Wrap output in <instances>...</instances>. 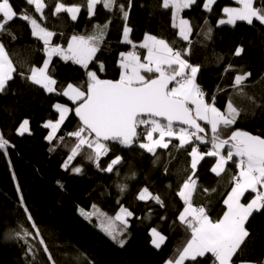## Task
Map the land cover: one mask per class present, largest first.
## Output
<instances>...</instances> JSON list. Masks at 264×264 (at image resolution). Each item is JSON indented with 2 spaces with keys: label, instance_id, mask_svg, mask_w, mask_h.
I'll return each instance as SVG.
<instances>
[{
  "label": "trees",
  "instance_id": "obj_1",
  "mask_svg": "<svg viewBox=\"0 0 264 264\" xmlns=\"http://www.w3.org/2000/svg\"><path fill=\"white\" fill-rule=\"evenodd\" d=\"M57 2L45 0L46 19H42L35 6L29 5L27 0H10L18 14L26 12L42 26L56 32L52 43L62 47L67 46L72 35L91 34L94 25L111 21L104 43L88 67L96 71L101 79L118 80L122 71L119 67L120 54L132 48L122 42L125 21L118 8L109 11L103 4H97L95 14L89 17L84 7L85 0H62L67 5L81 6L77 20L73 21L67 13L52 15ZM128 3L129 0H117V5L123 4L125 10ZM204 3L205 0H196L194 5L181 13L192 27L190 55L185 58L190 64L200 66L196 80L206 93V100L215 96L216 106L221 111L226 110L229 99L235 107L242 109L234 129L264 138V25L254 19L253 25L238 21L234 27L227 24L217 26L218 19L224 18L222 9L238 4L235 0H216L211 5L212 11L208 12L203 7ZM161 4L162 0H131V11L126 22L132 29L130 39L139 45L145 34H151L170 44L175 42L173 47L176 49L187 48L188 42L183 41L178 36V29L172 27V9H163ZM254 6H260L259 0ZM205 20L208 21L207 25ZM209 25L212 28L211 39L205 36ZM6 27L15 39L5 33L0 36V42L4 43L17 73H27L29 67L43 65L47 58L44 45L31 34L30 24L18 16ZM238 47L244 49L240 56L235 55ZM137 48L141 60H144L145 49ZM98 62L104 66L102 72ZM228 65L232 66L231 69H228ZM17 73L8 82L5 93L0 94V132L14 145L7 149V155L0 152V264H53V261L55 264H165L169 259H176L177 250L182 249L190 238L178 220L184 204L177 193L191 173L188 153L192 145L177 150L174 145L179 141L169 138V147L156 148V155H153L135 143L126 147L117 142H106L109 151L101 156L99 168L82 153L65 171L62 165L76 143V138L67 133L80 127L74 111L77 105L63 95L48 93ZM244 73H251L242 85L247 96L238 94V89L233 87L235 76ZM50 75L57 81L55 87L58 91L69 83L84 85L82 90L86 89L85 70L71 61L65 62L54 56ZM247 97H252L254 102ZM57 103L73 111L68 113L56 133L57 139L49 142L45 138L50 129L43 125L49 120L59 119L54 107ZM25 119L29 121L31 134L21 136L17 134V129ZM138 131L142 132L143 128ZM60 136L64 137L63 141L58 139ZM209 148L207 144L199 145L203 153ZM116 156L121 157V161L113 167V172L102 171ZM216 159L205 155L199 161L194 177L197 189L192 194L194 206H205L214 221L226 211L223 201L233 186L230 179L238 174L235 164L230 161L225 172L216 176L211 171ZM73 167H81L82 172L73 173ZM119 185H127V189L121 192ZM145 187L161 198L163 207L151 199H137ZM203 189L208 191L204 192ZM20 195L39 229L40 237H36V229L31 228L25 217ZM252 197L254 194L246 193L242 201L247 202ZM93 205L99 212L89 222L79 214L78 208L90 212ZM121 206L134 214L128 218L127 230L121 237L127 241L123 247L97 227L100 213L107 214V217L114 216ZM8 218H15L18 224L9 223L7 231H13V228L18 231L19 225H23L32 234L28 237V244L18 238L11 242L4 241L6 230L3 223ZM120 227L122 225L117 228ZM245 227L249 236L233 256L232 263L264 264V209L254 211ZM152 228L167 237L160 249L151 243ZM40 238H43L51 254V261L43 250L44 245L39 243ZM29 244L33 246L32 252L28 251ZM197 261L199 264H213L210 254L204 258L198 257ZM185 264L197 262L185 261Z\"/></svg>",
  "mask_w": 264,
  "mask_h": 264
},
{
  "label": "snow or ice",
  "instance_id": "obj_2",
  "mask_svg": "<svg viewBox=\"0 0 264 264\" xmlns=\"http://www.w3.org/2000/svg\"><path fill=\"white\" fill-rule=\"evenodd\" d=\"M235 2L239 5L238 7L226 6L222 9L224 18L218 19L217 26L227 24L234 27L238 21L253 25L254 19L264 25V0H259V7L254 6L257 0H235ZM27 3L34 5L35 11L42 19H46L45 0H27ZM195 3L196 0H162L163 9H172V27L178 29V36L183 41L188 42V47L181 50L173 47L175 42L170 44L167 40L151 34H145L144 41L139 45L133 42L130 39L132 29L126 23L131 11V0L127 10L123 4L117 5V0H85L84 7L89 17L95 14L97 4H103V7L109 11L118 8L125 21L122 42L131 45L132 51L120 54L121 75L118 80L113 81L101 79L96 71H91L88 67L104 43L106 29L111 21L104 25H94L91 34L72 35L67 47H62L60 44L52 43L53 37L57 35L56 32L42 26L36 18L26 12L18 14L10 0H0V36L7 33L15 39L6 26L19 16L30 24L31 34L42 41L47 57L42 67L32 66L28 68L27 73L23 71L17 73V68L9 57L4 43L0 42V94L5 93L8 82L14 78L13 74L17 73L48 93L55 92L63 95L77 105L74 111L79 118L80 127L76 131L67 133L68 136L76 138V143L62 165L65 171L69 170L71 162L82 153L99 168L101 156L107 155L109 151L106 142H117L126 147H131L135 143L153 155H156V148L169 147L171 139L166 141V137L179 141L177 145H174L177 150L186 145H192L188 153L191 157V173L177 193L184 204L178 220L190 238L182 249L177 250V258L167 260L166 264H185V261H196L199 264L197 258H204L206 254H210L213 264H232L233 256L244 243L245 238L249 236L245 227L246 223L254 211L259 212L264 209V138L234 129L233 126L241 115L242 109L235 107L231 99L226 104L225 111L215 106V96L210 97L209 100L205 99L206 93L196 80L200 66L190 64L185 58L190 55L192 27L189 20L184 19L181 13ZM215 3L216 0H205L203 7L211 12V5ZM80 11V5H66L62 0H58L52 15L67 13L71 20L75 21ZM205 24H208L207 20ZM211 33L212 28L209 25L205 33L206 38L211 39ZM137 47L147 50L143 62L136 51ZM243 51V47H238L235 55L240 56ZM54 56L65 62L71 61L85 70L87 77L85 90H82L84 85L77 86L71 83L66 88L57 90L55 87L57 81L50 75V64ZM103 67V64L99 63L101 72ZM231 67L228 65V69ZM250 76L251 73L235 76L233 87L238 89V94L247 96L242 85ZM247 99L254 102L252 97ZM54 107L59 113V119L56 122L49 120L43 125L50 129L45 138L49 142L57 139L56 133L68 113L73 111L59 103ZM201 122L207 128L202 126ZM141 128L143 131H138ZM25 133L31 134L27 119L23 120L17 129L18 135L22 136ZM154 134H158V137L154 138ZM141 137L144 142H141ZM58 139L63 141L64 137L60 136ZM200 144L209 145V150L206 153L200 152ZM9 147L14 145H11L0 132V152L7 155ZM205 155L217 158L211 171L218 177L225 172L226 165L230 161L238 169V174L231 176L230 183L233 186L223 201L226 211L222 218L215 221L209 217L205 206H194L192 201V194L197 189V180L194 179L197 165ZM120 161L121 157L116 156L106 168L101 170L113 172V167ZM71 171L80 174L82 168L73 167ZM57 183L63 188L59 181ZM118 187L121 192L127 189V185ZM17 191L19 192L18 184ZM203 191L207 192L208 189ZM246 193L254 194V197L250 202L242 203ZM19 199L27 221L30 222L31 228L36 229V237H40L39 229L23 203V196L20 195ZM137 199L144 201L151 199L161 207L164 206L161 198L150 193L146 187L140 191ZM78 212L90 222L99 210L93 205L90 212L80 208ZM133 215L127 208L121 206L115 217H107V214L100 213L97 216V227L118 246L123 247L127 241L121 237L128 227L127 218ZM116 221L121 222L122 227L116 228L114 226ZM9 223L16 225L18 221L15 218L6 219L3 223L6 232ZM13 231L15 238L23 239L25 244H28V237L32 234L27 228L19 225V230L13 228ZM150 234L153 237L152 245L160 249L167 237L155 228L151 229ZM39 243L44 245L43 250L48 253L43 238L39 239ZM28 251H33V246L30 244ZM48 259L52 260L50 253H48ZM53 264H55L54 261Z\"/></svg>",
  "mask_w": 264,
  "mask_h": 264
},
{
  "label": "rangeland",
  "instance_id": "obj_3",
  "mask_svg": "<svg viewBox=\"0 0 264 264\" xmlns=\"http://www.w3.org/2000/svg\"><path fill=\"white\" fill-rule=\"evenodd\" d=\"M67 5V4H66ZM239 5H235V6H229V7H238ZM51 31V30H50ZM140 55V54H139ZM39 67H42V65L41 66H39ZM205 99H206V97H205ZM216 106V105H215ZM216 107H218V106H216ZM219 108V107H218ZM53 122H56V121H53ZM158 137V134H154V138H157ZM165 140L167 141V140H169V138L168 137H166L165 138ZM142 142H144V140L142 141ZM149 192H150V190H149ZM151 193V192H150ZM253 198V197H252ZM252 198H250L247 202H250V200L252 199ZM247 202H245V203H247ZM125 208V207H124ZM108 216V215H107ZM116 215H114V216H109V217H115ZM128 219V218H127ZM121 225V222H119V221H116L115 222V224H114V226L117 228V227H119ZM156 229V228H155ZM157 231L158 232H160L158 229H157ZM161 233V232H160ZM162 234V233H161ZM163 235V234H162ZM164 236V235H163ZM152 239H153V237H152ZM165 264H166V262H165Z\"/></svg>",
  "mask_w": 264,
  "mask_h": 264
},
{
  "label": "clouds",
  "instance_id": "obj_4",
  "mask_svg": "<svg viewBox=\"0 0 264 264\" xmlns=\"http://www.w3.org/2000/svg\"><path fill=\"white\" fill-rule=\"evenodd\" d=\"M13 239H15V232L12 230L7 231L4 237V241L11 242Z\"/></svg>",
  "mask_w": 264,
  "mask_h": 264
},
{
  "label": "crops",
  "instance_id": "obj_5",
  "mask_svg": "<svg viewBox=\"0 0 264 264\" xmlns=\"http://www.w3.org/2000/svg\"><path fill=\"white\" fill-rule=\"evenodd\" d=\"M185 19V18H184ZM144 41V40H143ZM142 41V42H143ZM141 42V43H142ZM67 47V46H66ZM147 55V50L145 49V54H144V57ZM141 62H143V60H141ZM143 74V73H142ZM215 166V165H214ZM242 203H245L242 201ZM222 218V217H221ZM233 264V263H232ZM238 264H257V263H253V262H241V263H238Z\"/></svg>",
  "mask_w": 264,
  "mask_h": 264
},
{
  "label": "built area",
  "instance_id": "obj_6",
  "mask_svg": "<svg viewBox=\"0 0 264 264\" xmlns=\"http://www.w3.org/2000/svg\"><path fill=\"white\" fill-rule=\"evenodd\" d=\"M129 51H132V48L129 50ZM137 53L139 54V49L137 48L136 49ZM200 150V149H199Z\"/></svg>",
  "mask_w": 264,
  "mask_h": 264
},
{
  "label": "bare ground",
  "instance_id": "obj_7",
  "mask_svg": "<svg viewBox=\"0 0 264 264\" xmlns=\"http://www.w3.org/2000/svg\"><path fill=\"white\" fill-rule=\"evenodd\" d=\"M200 152H202L201 150H200ZM203 153V152H202Z\"/></svg>",
  "mask_w": 264,
  "mask_h": 264
},
{
  "label": "water",
  "instance_id": "obj_8",
  "mask_svg": "<svg viewBox=\"0 0 264 264\" xmlns=\"http://www.w3.org/2000/svg\"><path fill=\"white\" fill-rule=\"evenodd\" d=\"M113 81H115V80H113ZM170 87H171V85H170Z\"/></svg>",
  "mask_w": 264,
  "mask_h": 264
}]
</instances>
